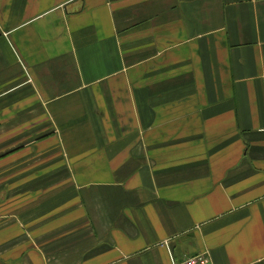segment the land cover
Segmentation results:
<instances>
[{
	"label": "crops",
	"instance_id": "0c3cea01",
	"mask_svg": "<svg viewBox=\"0 0 264 264\" xmlns=\"http://www.w3.org/2000/svg\"><path fill=\"white\" fill-rule=\"evenodd\" d=\"M0 169V264H264V0H0Z\"/></svg>",
	"mask_w": 264,
	"mask_h": 264
},
{
	"label": "built area",
	"instance_id": "2783aa9c",
	"mask_svg": "<svg viewBox=\"0 0 264 264\" xmlns=\"http://www.w3.org/2000/svg\"><path fill=\"white\" fill-rule=\"evenodd\" d=\"M174 264H212L207 253H197L190 255L180 261L174 262Z\"/></svg>",
	"mask_w": 264,
	"mask_h": 264
},
{
	"label": "rangeland",
	"instance_id": "374dc122",
	"mask_svg": "<svg viewBox=\"0 0 264 264\" xmlns=\"http://www.w3.org/2000/svg\"><path fill=\"white\" fill-rule=\"evenodd\" d=\"M34 136H35V135L33 134V137H34ZM33 140H34V139H33ZM34 149H35V150H34V153H32V154L37 153V149H36V148H34ZM26 154H27V156H28V155H31V154L28 153V152H26ZM34 159H35V158H34ZM35 160H37V159H35ZM3 169H4V168H3ZM5 180H7V182H6ZM7 186H8V175H7V173H6L5 170L2 171V169H0V190H3V191H4V194L7 193V191H6V190H8V189H6ZM3 191H1V192H3ZM6 198H7V197H1V200L5 201Z\"/></svg>",
	"mask_w": 264,
	"mask_h": 264
}]
</instances>
